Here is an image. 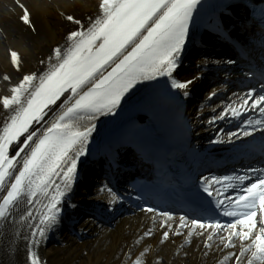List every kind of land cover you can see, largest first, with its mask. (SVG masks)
<instances>
[{
  "label": "snow or ice",
  "instance_id": "1",
  "mask_svg": "<svg viewBox=\"0 0 264 264\" xmlns=\"http://www.w3.org/2000/svg\"><path fill=\"white\" fill-rule=\"evenodd\" d=\"M17 7L18 21L36 36L37 18L50 10L72 27L62 43L48 45L35 68L9 48V67L0 75V236L11 230L9 253L22 240L23 264H46L40 246L61 224L65 206L77 207L71 196L94 134L105 118L115 122L143 106L134 97L147 90L150 102L183 122L186 138L206 132L209 145L247 162L219 174L205 168L180 176L187 208L178 216L151 202L160 198L159 186L130 185L121 195L110 181L102 183L97 191L109 210L127 198L150 214L153 226L124 253L127 264H162L159 256L149 260L151 241L165 245L175 237L189 244L199 239L205 256L219 252L216 264H264V0H98L87 14L76 10L75 0H17ZM201 28L236 58L205 57L185 75L188 45ZM209 66L214 86L202 90L189 116L185 104ZM127 142L105 153L109 169H119V148ZM136 148L141 163L153 159L145 144Z\"/></svg>",
  "mask_w": 264,
  "mask_h": 264
},
{
  "label": "bare ground",
  "instance_id": "2",
  "mask_svg": "<svg viewBox=\"0 0 264 264\" xmlns=\"http://www.w3.org/2000/svg\"><path fill=\"white\" fill-rule=\"evenodd\" d=\"M21 1L30 5L36 3V0ZM65 3L66 0H53V4L63 5ZM75 3L79 13L87 14L94 10L97 0H75ZM16 11L17 8L11 0H0V30H2L0 31V74L9 67L7 57H5L8 48L18 47L27 61L25 66L32 67L31 65L36 63L39 56L47 52L48 45L61 40L68 29L67 23L56 11L50 10L47 14L37 18L40 36H36L30 30H26V26L17 22L14 13ZM26 48L29 51H25ZM193 71L195 70L191 69V72ZM98 201L102 208L116 215L118 206L116 205L114 210H109L105 194H102ZM82 203L91 204L84 200ZM152 226L149 216L143 214L128 220H120L117 224L110 226L107 232H99L100 229L93 230V235L97 232L99 235L93 236L89 243H75L67 237L65 244L44 250L43 258L47 257L49 264H127L124 253L147 227ZM151 242L154 251L149 260L159 256L162 264H215L220 257L219 252L216 255L210 252L208 256H205L202 241L197 238H193L191 244L184 237H175L174 242H166L165 245H160L157 240ZM177 244H183L184 248H176ZM136 251L133 249L134 255ZM185 251H187V256H185ZM19 264H22V261H19Z\"/></svg>",
  "mask_w": 264,
  "mask_h": 264
}]
</instances>
